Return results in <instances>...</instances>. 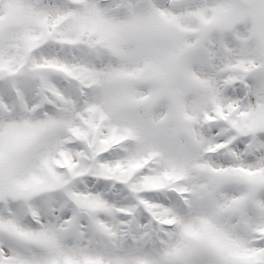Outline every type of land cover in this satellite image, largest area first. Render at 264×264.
Masks as SVG:
<instances>
[{"label":"snow or ice","instance_id":"6c2138e0","mask_svg":"<svg viewBox=\"0 0 264 264\" xmlns=\"http://www.w3.org/2000/svg\"><path fill=\"white\" fill-rule=\"evenodd\" d=\"M0 264H264V0H0Z\"/></svg>","mask_w":264,"mask_h":264}]
</instances>
